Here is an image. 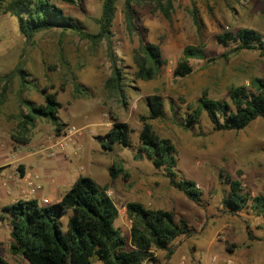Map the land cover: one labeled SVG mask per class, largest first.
Instances as JSON below:
<instances>
[{
    "label": "rangeland",
    "instance_id": "rangeland-1",
    "mask_svg": "<svg viewBox=\"0 0 264 264\" xmlns=\"http://www.w3.org/2000/svg\"><path fill=\"white\" fill-rule=\"evenodd\" d=\"M7 1L0 0V87L4 81L7 84L0 102V148H7L10 154L21 144L10 137L18 109L17 74H21L28 81L21 96L42 103L43 88L44 92L55 91V97L61 103L57 115L69 122L65 127L84 128L79 141L85 138L93 147L90 153L93 161L100 159L98 164L93 163L89 177L98 187L106 189L117 209L113 225L126 241L129 222L123 206L126 201L135 200L145 207L171 210L175 217H182L193 228V235L173 242L174 249L184 243L188 244L187 248L190 239L212 230L214 240L223 247L251 246L255 258L264 260V214H256L249 201L236 214L224 211L221 196L227 187L219 183L218 177L222 169L224 174L238 180L250 195H264V120L255 118L237 131L214 130L204 111L199 110L195 121L184 127L186 117L196 107V99L202 93L209 98L229 102L230 86L245 85L250 89L249 80L253 77L264 82L263 56L256 51L240 50L226 58L218 57L235 44L229 41L222 45L216 38L221 32L249 27L264 39V0H176L170 21L155 10L151 2L134 3L131 33L124 26L122 0H117L109 37L116 62L123 69L122 96L117 92L107 93L102 88V82L109 74L103 38L93 43L70 30L50 28L27 39L18 32L14 17L3 10ZM53 3L63 13L78 20L84 31H98L96 19L100 13V0H75L72 4L53 0ZM192 3L202 23L200 34H197L190 18ZM138 40L156 43L165 59L155 78L141 80L133 77L131 55ZM187 44H201L206 57L215 59L207 63L202 59H189L191 72L184 77L173 78L172 68ZM72 75L84 88L81 93L72 91ZM149 94L160 97L162 116L148 122L155 134L168 138L173 144L174 170L178 176L195 183L200 193L197 205L170 187L162 169L154 168L138 150L137 133L141 125L138 116L146 114L145 97ZM21 108L25 112V108ZM70 111L76 113L71 119L67 115ZM110 115L128 124L129 143L126 146L115 143L111 150H104L99 138L110 127ZM36 119L41 123L47 121V128H51L45 118L37 116ZM27 137L26 149H33L35 135L32 130ZM66 150H73V145L68 144ZM39 155L38 160H35V155L25 160L35 170L53 161L52 156L46 153ZM72 161V166L78 165L77 160ZM111 163L119 165L125 176L119 173L115 178H109L106 168ZM83 172L81 174H85ZM54 202V199H48L47 203L40 204ZM66 217L67 213L61 217L63 226ZM9 220V214L0 217V257L7 264H29L21 256L8 251ZM185 253L193 262L191 251ZM195 254L201 264L211 262L209 252L200 250ZM153 255L156 264H166L164 251L153 250ZM93 264H100V261L94 259Z\"/></svg>",
    "mask_w": 264,
    "mask_h": 264
},
{
    "label": "trees",
    "instance_id": "trees-1",
    "mask_svg": "<svg viewBox=\"0 0 264 264\" xmlns=\"http://www.w3.org/2000/svg\"><path fill=\"white\" fill-rule=\"evenodd\" d=\"M72 4L75 0H58ZM117 0H100V13L96 19L98 31L88 33L82 29L78 20L63 13L53 0H8L3 10L14 17L18 32L25 38L34 33L50 28L62 31L70 30L80 38H86L93 43L101 38L105 41V53L109 62V74L102 82V88L107 93L117 92L122 96L123 69L117 64L110 43V26L114 16ZM151 2L167 20H171L173 2L176 0H122V17L125 29L131 33L134 28V3ZM191 21L197 34H200L202 23L197 10L192 3L189 8ZM217 41L226 45L229 41L234 46L222 52L218 57L226 58L230 53L240 50L256 51L264 57V39L253 28L241 27L233 32L225 31L216 35ZM134 64L133 77L148 80L157 77L160 67L165 63L160 48L153 42L138 40L131 55ZM189 59H202L205 63L215 57H206L201 44H187L181 50L179 59L175 62L171 76L184 77L191 72ZM8 77V75H5ZM18 88L16 101L18 109L15 113V128L10 137L21 144L28 142V132L34 126L37 116L43 117L52 125V133L57 135L66 126L57 111L61 103L56 99L55 91H42V103L25 99L20 93L25 89L26 81L17 74ZM5 81L0 87V102L6 90ZM250 89L245 85L230 86L229 102L209 98L202 93L196 99V107L186 117L184 127L197 118V111H204L214 130L237 131L247 126L255 118L264 120V82L259 77L249 80ZM71 87L75 93H81L84 88L71 76ZM147 112L139 115L141 123L137 133L138 150L143 152L154 168H161L170 187L181 192L185 197L198 204L200 193L195 183L177 175L175 166V148L168 138L159 137L151 128L148 120L162 116V102L157 94L145 97ZM25 108V112L22 108ZM110 118V127L99 138V144L104 150H111L113 144L126 146L129 143L130 128L124 121ZM109 178H115L125 172L119 165L111 163L106 168ZM219 183L227 189L221 196L223 210L236 214L250 202L256 214H264V195H250L241 187V183L224 174L220 169ZM10 215V230L8 251L19 255L29 264H93L97 259L100 264H156L153 250L164 251V258L172 254L175 240H181L193 235L194 230L182 217H175L171 210L149 208L140 202L126 201L123 212L129 222L128 241L113 225L117 217V209L106 193V189L98 187L87 175H78L60 199L52 204L40 205L34 198L17 199L1 207ZM67 213L65 225L61 217ZM250 238L249 231L246 230ZM225 246L230 251V247ZM0 264L7 262L0 257Z\"/></svg>",
    "mask_w": 264,
    "mask_h": 264
},
{
    "label": "crops",
    "instance_id": "crops-1",
    "mask_svg": "<svg viewBox=\"0 0 264 264\" xmlns=\"http://www.w3.org/2000/svg\"><path fill=\"white\" fill-rule=\"evenodd\" d=\"M67 115L71 119L76 113L70 111V114L67 112ZM61 121L65 124L69 123L64 120ZM31 130L33 135H35L33 141H35V145H37L38 141L45 140V138L52 133V125L49 129L47 128V121L41 123L40 120L37 121L36 119ZM80 141L82 143V149L78 157L69 155V157L65 158L64 153L70 154L71 150H58L55 155L51 157L53 161L49 165L42 166L40 170H35L31 167V163L25 161L32 155H35V160L40 158L39 154L25 151L26 145L29 142L20 144L17 148L15 147V149H17L16 152L10 154L7 148H0V217L7 214L5 211H1L2 206L10 204L17 199H25L23 194L27 191V180L40 186L31 198H34L38 204H40V202L45 204L48 199L58 201L78 175L91 176L93 163L98 164L100 159L94 162L93 156L90 154L93 147L90 143H87L85 138ZM72 160H77L78 165L72 166ZM80 166L83 167L82 170L79 169ZM81 172L85 174H81ZM189 242V247L187 248V243L175 248L170 257L166 260V264H201V260L198 261L195 254L200 250L210 253L211 262L209 261L206 264H264L263 259L255 258L251 246L232 245L230 251L226 250L223 245L218 244L214 240L212 230L201 233L199 237H194L190 239ZM186 251H191L193 262L190 261V255H187L185 253Z\"/></svg>",
    "mask_w": 264,
    "mask_h": 264
},
{
    "label": "built area",
    "instance_id": "built-area-1",
    "mask_svg": "<svg viewBox=\"0 0 264 264\" xmlns=\"http://www.w3.org/2000/svg\"><path fill=\"white\" fill-rule=\"evenodd\" d=\"M83 129V127H75L72 125L67 126L63 130H61L59 134H49L45 138V140L40 141L37 145L33 147V149H26V151H30L34 154L46 153L48 156H54L58 150L65 151L67 145L71 144V146L73 145V150H71L70 154L64 153V157L67 158L69 157V155L78 157L82 149V145H80L78 137L81 136ZM89 133H91L90 130ZM79 169L82 170L83 167L80 166ZM26 187L27 191L24 192L23 197L31 198V196L35 194L36 190L39 189L40 186L31 182L30 180H27ZM212 261L214 262L213 258Z\"/></svg>",
    "mask_w": 264,
    "mask_h": 264
}]
</instances>
